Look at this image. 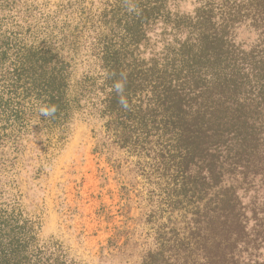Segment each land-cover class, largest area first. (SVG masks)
I'll return each instance as SVG.
<instances>
[{"label": "rangeland", "instance_id": "rangeland-1", "mask_svg": "<svg viewBox=\"0 0 264 264\" xmlns=\"http://www.w3.org/2000/svg\"><path fill=\"white\" fill-rule=\"evenodd\" d=\"M253 1L0 0V262L264 264V176L234 186L238 226L216 223L220 190L186 183L151 102L197 18L264 52Z\"/></svg>", "mask_w": 264, "mask_h": 264}, {"label": "trees", "instance_id": "trees-1", "mask_svg": "<svg viewBox=\"0 0 264 264\" xmlns=\"http://www.w3.org/2000/svg\"><path fill=\"white\" fill-rule=\"evenodd\" d=\"M252 4L264 14V0ZM199 20L171 52L177 65L165 69V81L161 87L154 86L151 102L178 153L177 167L183 179L195 187L218 188L213 220L223 225L229 221L236 227L234 186L248 173L252 180L258 174L264 176V52L255 56L236 53L224 40L222 29L209 33L205 21ZM53 80L55 77L49 79L51 84ZM155 81L158 78H150L145 87ZM145 82L134 75V96ZM123 95L117 83H112L102 101L103 112L113 115ZM52 108L50 103L45 109ZM145 111H151L149 104ZM142 112V104L134 106V125L144 121ZM12 252L10 256H14Z\"/></svg>", "mask_w": 264, "mask_h": 264}]
</instances>
